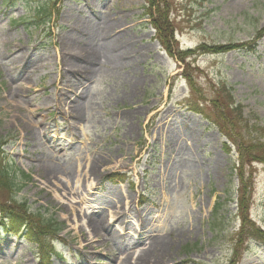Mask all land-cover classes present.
Masks as SVG:
<instances>
[{"label":"rangeland","instance_id":"rangeland-1","mask_svg":"<svg viewBox=\"0 0 264 264\" xmlns=\"http://www.w3.org/2000/svg\"><path fill=\"white\" fill-rule=\"evenodd\" d=\"M46 1L0 0V163L12 184L0 205L26 202L63 227L49 261L0 229V264H229L234 246L235 264H264L263 244L237 238L238 154L209 109L224 84L264 129V38L254 52L188 59L190 89L145 0H55L36 26ZM168 1L183 51L247 43L264 26V0ZM252 165L248 216L264 230V164Z\"/></svg>","mask_w":264,"mask_h":264},{"label":"trees","instance_id":"trees-1","mask_svg":"<svg viewBox=\"0 0 264 264\" xmlns=\"http://www.w3.org/2000/svg\"><path fill=\"white\" fill-rule=\"evenodd\" d=\"M8 0H3L7 2ZM53 0H47L46 3L39 8L35 21L43 25L46 24L50 17V9L54 5ZM171 5L168 0H145L144 17L150 18V27L154 30V38L159 43L160 47L178 62L184 66L182 73L185 80H187L190 89L194 88L193 82L189 76L186 75L190 70L192 62L187 63L191 57H200V55L222 54L232 52V50L246 49L249 52H254L257 47V42L264 38V27L254 32V37L247 43H225L221 45H207L200 44L195 49L181 51L176 48L174 37L175 28L171 21ZM46 18V19H45ZM37 25V26H38ZM224 84H218L212 92V98L209 102L210 110L214 112L215 123L219 132L227 139L228 142L234 147L238 154L237 165H234L232 172L236 174L238 180L237 195V212L240 221V232L237 235L239 242L244 243L247 238H252L260 244L264 245V230L256 227L248 216V202L250 200L249 188L251 181L248 184L244 180V171L251 174L252 164H264V129L258 124H252L249 119L244 118L243 109L240 104H236L232 99L231 89H225ZM204 96L198 100L203 99ZM191 112L200 114L207 119L204 111L198 107L189 109ZM227 152L230 151L229 147L225 145ZM0 152V156H1ZM1 162V158H0ZM119 178L118 175H111L106 180H114ZM0 186L9 194L12 193V184L8 179L4 165L0 163ZM252 188V187H251ZM248 192V197H247ZM224 205L217 202L213 207L210 218L214 221L221 206ZM0 227L6 229L9 233L16 237H22L30 243L36 244L40 247V257H50L54 254L51 247V241L57 239V235L61 230V225L51 220L44 221L40 215L30 213L28 205L17 202H6L0 205ZM246 236V237H244ZM238 246V248L241 246ZM233 252L229 264H235V258L238 256L237 246L233 247Z\"/></svg>","mask_w":264,"mask_h":264}]
</instances>
